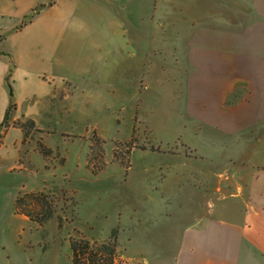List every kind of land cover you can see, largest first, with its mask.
<instances>
[{
	"label": "crops",
	"instance_id": "crops-1",
	"mask_svg": "<svg viewBox=\"0 0 264 264\" xmlns=\"http://www.w3.org/2000/svg\"><path fill=\"white\" fill-rule=\"evenodd\" d=\"M15 1L27 14L42 3ZM166 14L163 31L144 34L138 18L120 17L117 44L102 33L101 14L96 24L91 12L73 15L74 67L91 70L116 48L119 90L165 93L179 106L183 134L198 138L199 158L171 155L168 165L145 170L159 192L143 194L134 210L162 222L107 236L109 264H264V0H168ZM10 129L0 144V194L12 203L39 188L28 165L20 168V130L6 143ZM14 215L0 209V264L71 263L58 216L49 233V220L27 229Z\"/></svg>",
	"mask_w": 264,
	"mask_h": 264
},
{
	"label": "rangeland",
	"instance_id": "rangeland-1",
	"mask_svg": "<svg viewBox=\"0 0 264 264\" xmlns=\"http://www.w3.org/2000/svg\"><path fill=\"white\" fill-rule=\"evenodd\" d=\"M167 4L168 0H54L29 21V11H21L15 0L0 3V122L9 105L8 81L16 105L8 113L10 125L35 123L26 133L12 125L16 129H10L5 140L11 144L20 130V159L26 162L20 168L28 165L31 182L39 188L30 191L53 196L52 217L61 216L60 231L68 235L79 231L88 239L110 241L107 236L122 237L140 226L157 225L161 217H138L140 212L134 210L143 194L159 192L158 186L148 187L145 170L168 165L171 155L179 160L200 156L192 145H198V138L183 134L176 114L179 106L165 93L140 98L134 89L119 90L116 48H108L100 60L96 57L91 70L73 66V15L91 12L96 24L101 14L102 33H111L117 44L120 17L127 23L138 18L137 31L143 34L161 32L167 26L161 21ZM3 133L0 127L2 142ZM38 142L51 148L48 157ZM99 151L106 164L94 174L87 159ZM90 164L98 166L99 157ZM23 192L28 191L16 197ZM13 203L0 194L1 210L12 214ZM17 215L24 217L15 214V226L39 227ZM55 223V218L48 221L49 233L55 231ZM41 234L35 228L31 233L38 238Z\"/></svg>",
	"mask_w": 264,
	"mask_h": 264
},
{
	"label": "trees",
	"instance_id": "trees-1",
	"mask_svg": "<svg viewBox=\"0 0 264 264\" xmlns=\"http://www.w3.org/2000/svg\"><path fill=\"white\" fill-rule=\"evenodd\" d=\"M52 0H45L42 3L37 4L29 14L25 17L30 19L37 13L39 10L46 6L51 5ZM10 93H9V105L5 110L2 121L0 122V127H3V132L10 125L8 120V113L10 108L15 107V103L12 102V88L7 81ZM13 126L20 127L24 133H26L27 126L33 128L35 123L33 120L25 122H13ZM2 137V136H1ZM1 143V141H0ZM38 147L40 152L44 157H48L52 150L42 142H38ZM93 151V146H91V152ZM115 157L117 156V151L114 153ZM99 157L100 164L94 166L92 163L93 159ZM102 151H99L96 156H89L87 159V167L91 170L92 173L96 174L98 171L104 168L105 162L102 159ZM53 196L45 192H34L28 191L19 194L14 200V213L19 215H24L29 218L31 221L36 222L38 225H43L48 221L55 213ZM58 225L62 226V218L58 216ZM77 236L69 235L68 241L71 250V263L70 264H109L110 261V250L111 244L108 240H95L88 239L77 231Z\"/></svg>",
	"mask_w": 264,
	"mask_h": 264
}]
</instances>
